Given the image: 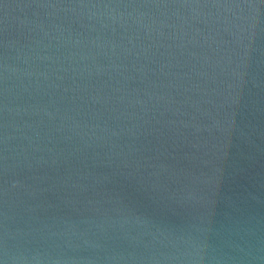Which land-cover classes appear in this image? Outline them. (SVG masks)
I'll use <instances>...</instances> for the list:
<instances>
[{
	"label": "water",
	"instance_id": "95a60500",
	"mask_svg": "<svg viewBox=\"0 0 264 264\" xmlns=\"http://www.w3.org/2000/svg\"><path fill=\"white\" fill-rule=\"evenodd\" d=\"M0 264H264V0H0Z\"/></svg>",
	"mask_w": 264,
	"mask_h": 264
}]
</instances>
